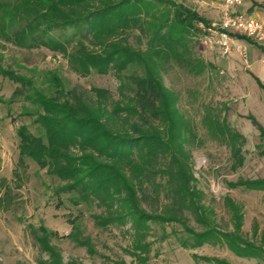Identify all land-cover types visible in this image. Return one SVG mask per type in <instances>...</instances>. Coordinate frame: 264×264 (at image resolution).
<instances>
[{
    "label": "trees",
    "instance_id": "16d2710c",
    "mask_svg": "<svg viewBox=\"0 0 264 264\" xmlns=\"http://www.w3.org/2000/svg\"><path fill=\"white\" fill-rule=\"evenodd\" d=\"M201 21L210 22L175 0H0V33L24 47L46 45L67 52L80 35L71 63L84 73H107L112 68L121 72L129 65L177 53L185 43V33L198 29ZM135 27L151 33L145 54L122 44L126 40L122 34ZM87 38L99 43L102 52L88 50L84 44ZM1 71L26 88L27 100L34 106L28 113L35 114L39 123L38 133L26 124L18 125L20 160L30 157L60 179L54 190L59 200L69 193L72 203L104 208L105 214L93 215L102 226L130 222L142 236L149 221L177 222L187 233L181 241L183 247L223 242L240 257L264 260V242L256 243L241 232L244 214L240 206L229 201L233 231L221 230L212 219L192 163L191 144L196 139L192 121L181 111L178 94L169 90L154 70L127 77L130 92L126 97L132 107H110L106 89L96 88V99H85L76 90H66L61 77L51 72H38L37 80L12 69ZM127 112L136 116L137 124H120L118 119ZM204 117L213 135L230 146L235 167L243 165L246 135L226 117L214 113ZM249 118L260 131L259 146L264 154V127L252 114ZM229 184L264 190V177H239ZM149 204L163 207L148 211ZM187 213L201 224V231L189 226ZM70 222L77 227L74 219ZM39 239L53 253L43 237ZM193 257L230 264L197 253Z\"/></svg>",
    "mask_w": 264,
    "mask_h": 264
},
{
    "label": "rangeland",
    "instance_id": "374dc122",
    "mask_svg": "<svg viewBox=\"0 0 264 264\" xmlns=\"http://www.w3.org/2000/svg\"><path fill=\"white\" fill-rule=\"evenodd\" d=\"M175 1L210 22L220 20L223 14L222 0ZM126 31L122 34L126 39L122 44L145 54L149 30L135 27ZM185 35V43L178 52H170L165 58L155 57L145 64L129 65L121 72L112 68L107 73H84L71 63V53L77 49L80 35L63 52L46 45L24 47L0 33V264H218L196 261L194 253L230 264H264L259 257L236 255L223 242L183 247L181 241L187 233L177 222L149 221V228L142 236L130 222L102 226L93 215L105 214L104 208L72 203L69 193H64L63 200H59L54 190L60 179L30 157L20 160L18 125L26 124L38 133L39 123L35 114L28 113L34 106L27 100L26 88L5 76L2 69H12L34 79L38 72H51L61 77L66 90H76L85 99L91 96L96 99L93 91L96 88L106 89L110 107L113 104L132 107L126 97L130 92L127 77L150 68L169 90L178 94L181 111L192 121L196 135L191 144L192 163L198 185L204 191L202 201L212 210V219L221 230L233 231V209L229 202L232 200L244 214L242 234L256 243L264 242V190L234 188L229 184L239 177H264L260 132L249 118L250 113L260 118L258 109L264 103L244 78L246 62L237 52L223 55L218 45L206 44L199 27ZM84 40L88 50L102 52L94 39ZM207 113L226 117L246 135L243 165L235 167L230 146L210 131L204 117ZM118 120L120 124L138 121L128 112ZM162 207L147 205L148 211L156 208L161 211ZM189 215L186 214L189 226L201 231V224ZM73 219L77 227L70 222ZM39 236L53 253L44 247Z\"/></svg>",
    "mask_w": 264,
    "mask_h": 264
},
{
    "label": "built area",
    "instance_id": "2783aa9c",
    "mask_svg": "<svg viewBox=\"0 0 264 264\" xmlns=\"http://www.w3.org/2000/svg\"><path fill=\"white\" fill-rule=\"evenodd\" d=\"M223 14L220 20L209 23L199 22L204 41L210 45H218L223 55L237 52L247 61V48L239 41L246 37L257 44L264 45V14L262 17L237 10L242 0H222ZM264 61V57H263Z\"/></svg>",
    "mask_w": 264,
    "mask_h": 264
},
{
    "label": "crops",
    "instance_id": "0c3cea01",
    "mask_svg": "<svg viewBox=\"0 0 264 264\" xmlns=\"http://www.w3.org/2000/svg\"><path fill=\"white\" fill-rule=\"evenodd\" d=\"M236 8L241 12H246L253 15L254 17L259 18L264 14V0H242V3ZM239 41L245 44L247 48V61H245V74L247 76L244 78L247 80V82L250 83L252 91L254 90L256 92L255 95H258V97H260V99L264 103V88L262 87L264 85V45L254 43L243 36H240ZM258 111L260 113V118H258V116L255 117L258 122L264 127V105L259 107ZM250 114L253 115V113Z\"/></svg>",
    "mask_w": 264,
    "mask_h": 264
}]
</instances>
